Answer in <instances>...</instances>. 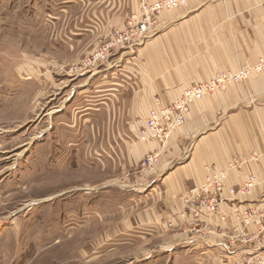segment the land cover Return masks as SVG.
<instances>
[{
    "label": "rangeland",
    "instance_id": "obj_1",
    "mask_svg": "<svg viewBox=\"0 0 264 264\" xmlns=\"http://www.w3.org/2000/svg\"><path fill=\"white\" fill-rule=\"evenodd\" d=\"M67 1L0 0V264L221 261L222 253L190 250L177 234L209 237L210 218L186 230L147 218L161 194L144 199L132 189L148 155L137 161L127 147L121 101L133 93L111 89L119 87L110 73L115 57L130 49L91 66L89 55L118 29L70 40L79 30L64 25ZM257 63L235 72H263Z\"/></svg>",
    "mask_w": 264,
    "mask_h": 264
},
{
    "label": "crops",
    "instance_id": "obj_2",
    "mask_svg": "<svg viewBox=\"0 0 264 264\" xmlns=\"http://www.w3.org/2000/svg\"><path fill=\"white\" fill-rule=\"evenodd\" d=\"M142 1L94 0L88 5L90 0H68L64 25L79 30L68 38L81 39L88 31L96 37L95 33L102 30L123 29ZM124 54L115 57L116 68L110 73L112 77L116 74L114 83L119 86L111 89L121 95L126 90L133 93L132 98L122 97L121 101L128 112L124 120L133 136L126 134L133 140L127 141V147L137 161L151 152L160 154L154 174L142 172L132 189L141 188L144 199L160 191L159 205L151 203L147 218L186 230L187 223H201L188 214V196L191 188L204 180L205 167L216 164L226 168L234 158L264 145V71L253 74L245 83L233 84L194 102L186 123L171 134L165 147L144 140L140 129L150 110L170 104L187 88L218 72H235L255 64L264 56V0H196L163 10L149 38ZM249 175L256 176L259 184L247 196H233L229 189L242 186ZM225 183L221 213L228 219H207L214 223L209 237L190 238L184 232L177 233L187 237L190 250L222 253V260L213 259L214 264H236L242 255L252 252L240 241L233 243L232 232L238 225L235 213L254 205L264 192V157L257 163L230 169ZM196 229L202 231L197 226L192 228Z\"/></svg>",
    "mask_w": 264,
    "mask_h": 264
},
{
    "label": "built area",
    "instance_id": "obj_3",
    "mask_svg": "<svg viewBox=\"0 0 264 264\" xmlns=\"http://www.w3.org/2000/svg\"><path fill=\"white\" fill-rule=\"evenodd\" d=\"M196 0H158L149 2L143 0L138 12L130 16L123 29L114 30L106 41L99 45L89 56L95 60L91 66L107 62L122 49L135 48L143 44L152 32L163 10H173ZM124 49V50H125ZM88 57V56H87ZM257 71H264V56L259 60ZM249 68L237 73H219L208 81L197 83L187 88L182 95L164 107H157L150 111L145 125L140 129V136L145 140H157L164 144L175 129L186 121L191 105L217 92H223L233 84H237L251 77ZM256 73V72H255ZM250 75V76H249ZM264 157V146L261 150L249 152L246 156L234 158L228 166L219 167L216 164L206 166V174L201 184L191 192L188 200L190 212L196 221L202 222L206 218L218 217L226 221L227 215L221 213V202L225 182L230 169H239L248 162H259ZM159 154L150 153L143 162L147 174H154L155 164ZM259 184L254 175H249L242 186L231 187L229 192L235 196H247ZM238 222L232 232L233 243L240 241L252 249L244 254L236 264H264V192L256 203L243 211L235 213Z\"/></svg>",
    "mask_w": 264,
    "mask_h": 264
}]
</instances>
